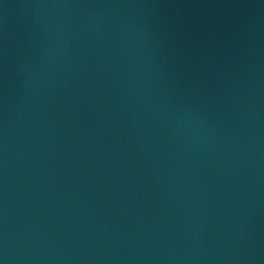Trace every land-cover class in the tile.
I'll return each mask as SVG.
<instances>
[{
  "label": "water",
  "instance_id": "water-1",
  "mask_svg": "<svg viewBox=\"0 0 264 264\" xmlns=\"http://www.w3.org/2000/svg\"><path fill=\"white\" fill-rule=\"evenodd\" d=\"M0 264H264V0H0Z\"/></svg>",
  "mask_w": 264,
  "mask_h": 264
}]
</instances>
